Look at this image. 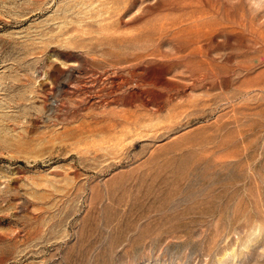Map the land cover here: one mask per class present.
I'll return each mask as SVG.
<instances>
[{"label":"rangeland","instance_id":"obj_1","mask_svg":"<svg viewBox=\"0 0 264 264\" xmlns=\"http://www.w3.org/2000/svg\"><path fill=\"white\" fill-rule=\"evenodd\" d=\"M0 264H264V0H0Z\"/></svg>","mask_w":264,"mask_h":264},{"label":"bare ground","instance_id":"obj_2","mask_svg":"<svg viewBox=\"0 0 264 264\" xmlns=\"http://www.w3.org/2000/svg\"><path fill=\"white\" fill-rule=\"evenodd\" d=\"M203 19H206V18H203ZM195 21V20H194ZM199 21V20H198ZM193 24V23H192ZM185 25V24H184ZM174 30V29H173ZM172 30V31H173ZM176 35V34H175ZM164 37V36H163ZM180 39V38H179ZM188 39V38H187ZM186 39V40H187ZM185 40V41H186ZM163 41V40H162ZM178 41V40H177ZM184 41V40H183ZM159 43V42H158ZM209 44V43H208ZM188 45H190V44H188ZM156 46V45H155ZM204 46V45H203ZM176 48V47H175ZM190 48V47H189ZM202 49V48H201ZM206 49V48H205ZM172 51H174V50H172ZM197 51L198 50H196V48L194 49V48H190L186 53H185V55L183 56V60H182V63H183V65H186L187 66V69L190 71V77H191V79H192V81H193V83L194 84H196V83H198V81H199V78L198 77H200V79H201V77H203L204 78V76H203V73H200V74H197L198 73V71H200V70H203V69H201V67H200V63L197 61V59H196V56H197ZM206 51V50H205ZM203 52V51H202ZM143 53V52H142ZM173 53V52H172ZM206 53V52H205ZM176 54V53H175ZM179 54V53H178ZM200 55V54H199ZM160 56V55H159ZM180 56V55H179ZM128 59V58H127ZM127 61V60H126ZM171 61V60H170ZM173 62V61H172ZM179 62H181V61H179ZM178 62V63H179ZM122 64V63H121ZM175 64V63H174ZM177 65V64H176ZM179 65V64H178ZM174 66V65H173ZM207 69L210 71L211 69H212V67H213V64L209 61V62H207ZM172 67V66H171ZM183 67V66H182ZM185 67V66H184ZM200 68V69H199ZM132 69V68H131ZM186 69V68H185ZM206 69V70H207ZM162 71V70H161ZM209 71H207V72H209ZM168 72V71H167ZM184 72V71H183ZM201 72V71H200ZM186 73V72H185ZM140 74V73H139ZM139 76V75H138ZM140 76H142V75H140ZM142 78V77H141ZM159 78V77H158ZM182 78V77H181ZM186 78V77H185ZM202 78V79H203ZM140 79V78H139ZM188 79V78H187ZM190 79V80H191ZM212 80V79H211ZM214 80V79H213ZM143 83V82H142ZM192 83V84H193ZM145 84V83H144ZM141 85V84H140ZM205 85H207V84H205ZM156 86V85H155ZM158 87V86H157ZM186 87V86H185ZM179 89V88H178ZM177 89V90H178ZM155 90V89H154ZM153 90V91H154ZM157 92V91H156ZM154 94V93H153ZM155 96H156V94H155ZM170 96V95H169ZM180 96V95H179ZM170 98V97H169ZM173 100V99H172ZM166 101V100H165Z\"/></svg>","mask_w":264,"mask_h":264}]
</instances>
